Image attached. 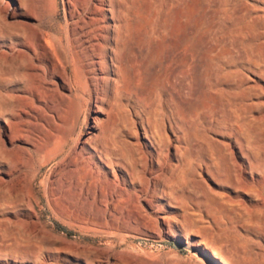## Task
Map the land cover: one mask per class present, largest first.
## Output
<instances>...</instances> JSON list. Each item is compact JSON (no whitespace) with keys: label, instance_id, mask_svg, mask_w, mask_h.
Instances as JSON below:
<instances>
[{"label":"rangeland","instance_id":"obj_1","mask_svg":"<svg viewBox=\"0 0 264 264\" xmlns=\"http://www.w3.org/2000/svg\"><path fill=\"white\" fill-rule=\"evenodd\" d=\"M46 1L44 27L52 34L55 25L64 27L71 22L69 8L67 0ZM54 4L56 16L52 17ZM128 6L137 12V27L154 30L146 40L143 34H135L131 48L136 50L138 41L143 44L149 69L140 86L152 94L134 93L123 83L110 118L98 123L95 136L88 142L98 145L103 139L118 146V153L128 158L133 154L139 160L141 153L133 145L135 127L131 122L152 111L159 118L170 115L172 125L179 128L174 129L180 137L184 163V168L179 167L174 174L175 182L167 180L168 184L172 182L170 195L165 191L170 203H159L154 208L157 215L143 202L150 200V194L144 195L137 205L146 212V227L118 215L116 221L107 220V226L95 223L92 215L99 211L72 189L81 173L60 161L61 150L72 160L85 140L94 116L91 103L86 97H76L74 87L72 92L41 89L39 103L29 96L25 82L19 87L17 80L0 85V264H84L82 254L89 264H264V135L260 132L264 126V105H260L264 94L253 95L241 103L242 107L234 102L230 90L238 72L264 86V80L249 71L261 68L264 56V0H130ZM252 26L262 34L260 40ZM174 51L179 55L175 67L162 69L160 65ZM183 56L189 59L185 67ZM224 75L228 80L221 84L219 78ZM20 89H26L28 95H21ZM6 124L11 143L4 133ZM234 138L248 147L252 161L256 158V163H261L252 177L246 173L234 176V161L226 148ZM204 139L217 140L220 145L225 142V154L219 158L213 155L216 180L205 173L210 163L204 158V148H200L202 152L192 146ZM22 191L31 199L35 218L23 209ZM160 217L169 221V230ZM213 249L219 253L217 259Z\"/></svg>","mask_w":264,"mask_h":264},{"label":"bare ground","instance_id":"obj_2","mask_svg":"<svg viewBox=\"0 0 264 264\" xmlns=\"http://www.w3.org/2000/svg\"><path fill=\"white\" fill-rule=\"evenodd\" d=\"M47 2L48 1L46 0H38L35 3L27 2L26 0H0V85L3 86L9 82H15L17 80L16 86L19 87L25 82L30 90L29 96L32 97L33 101L39 103L41 102V89V92L43 89L56 92L62 89L67 92H72L74 87L76 97H86V101L91 103L94 112L86 138L82 142L78 151L74 152L72 160H70L67 154H65L64 149L60 152L61 163L75 167L76 170L81 173V175L79 177L77 176L78 178H76L72 183V189L77 193L78 197H82V199L88 201L96 211H99L97 214L92 215L94 222H98V225L107 226V220H110L111 222L116 221L119 218H115V215H118L121 219H131V223L133 221L136 225L146 227L147 222L145 221L146 219L143 215L145 210L142 206L137 205V202H139L144 195L149 193L150 200L145 199L143 201L149 210L154 211V208H157L159 203H165L166 201L168 205V203H170V199L168 201V195L165 191H167V193L169 191L170 195V191L172 190V182L168 184V181L173 180V177L175 178L174 174L176 171L179 167L184 165L182 159L183 155L181 153L182 149L179 146V144H181L180 137L176 135V129L178 127H175L176 125H172L170 115H163L164 118H159L158 114H156L155 111H152L144 118L138 114H136L138 115L136 120L133 118L134 122H131L135 127V130L133 131V145L138 147L137 150L140 151L139 154L141 153L139 160H143L142 164H139V160L136 159L133 154L128 158L125 154L124 156L122 153H118L120 149L117 151L115 148L118 146H114L113 143L111 144L106 141L102 142V138H100L102 140L98 145H91L88 141H91V137L95 136L98 123L100 121H108L110 118V114L113 111L118 96L123 91V83H126L129 87L134 89V93L147 95L152 94V92L144 91L140 86L141 78L143 80V75H146L149 69V63L145 61V56L147 57V55L144 54L143 44L138 41L134 44L136 50L131 51V48L133 46L132 38L135 34H143L145 37L143 38L146 40V38L151 35L154 30L149 29V32H147V30H144L145 27L143 29L137 27V24H135L137 12L128 6L130 0H67L69 8L68 18L71 22H66L67 24H65L64 27L59 24L55 25L54 33L51 34L44 27V19L47 15ZM55 10L56 5L54 4L53 10L50 13L52 17L56 16ZM54 22L55 21H53V23ZM143 23L144 22L141 24ZM260 24L262 25V23ZM259 25L258 27L256 26L257 29L260 28ZM262 26L264 27V25ZM252 28H254V26H252ZM256 32V37L259 38L262 34L260 32L258 33V31ZM162 34L160 36H163ZM251 37H253V35H251ZM253 38H255V34ZM260 39L261 38H259V40ZM143 43L146 45L145 41ZM256 50L258 51V49ZM257 53H259V51ZM178 56L177 52H172L171 55L167 57L165 62L160 65L161 68L165 70L168 67H175ZM182 63L184 67L188 65L189 59L187 56H183ZM260 63L261 68L257 70L254 69L255 71H249L259 79L264 80V56L261 58ZM70 72L72 75H70ZM225 75L224 77H222V75L219 78V82L221 84H226L228 80ZM238 76L239 77L236 82L234 81V86H231L230 89L233 90V92H230L233 95L234 102H236L238 106L242 105L243 101L249 100L257 93L264 94V86L259 83V80L250 79L246 76L240 75L239 72ZM234 89L237 91L235 92ZM20 93L21 95H28L26 89H20ZM121 98H123V96ZM143 98H145V96ZM57 101L59 102V100ZM261 104L264 105V102L261 101L260 105ZM151 105L153 104L151 103ZM148 108L149 107H147V109ZM146 111H149V109ZM261 127V131H259L262 132V135H264V126L262 125ZM9 131L10 127L6 124L4 126V133L8 141L11 143L12 140L8 135ZM180 131L182 130L180 129ZM130 133L132 134V132ZM238 134L240 135L239 132ZM100 136L98 135V137ZM109 138L111 139V137ZM125 140H127V138H125ZM204 140L205 141H196L192 144V146L196 145L199 149L204 148L205 157L202 156V158L204 157L208 163H210L206 165L205 173L213 180L214 174L218 173L217 170L215 171V164L212 163L213 160H215V158L213 159V155L217 154L219 158V155L224 152L223 148L226 146L223 145L225 142H222L220 145L215 142L217 140ZM248 140L249 138H247V141ZM226 144L228 145L226 148H228L229 151L227 154H229L234 161V167H232V169L234 168L236 173L233 175L236 176L238 173L240 176V174L246 173L252 177V172L256 170V165L259 166L261 163L257 164L256 158L253 156L252 157L255 159L253 161L251 160L249 157L248 147L243 146L238 139H230ZM143 149L144 151H141ZM125 152H127V150ZM189 155L187 156L189 157ZM221 165L222 167L224 166L223 164ZM188 167L189 166H187V168ZM226 175V179H229L230 175ZM218 179L220 178H217V180ZM214 180L216 179L214 178ZM175 186L173 190H176ZM48 193L52 196V189H50ZM20 200L24 206L23 209L32 218H35L31 209V199L26 191L21 192ZM163 208L161 207L160 209ZM88 217L89 213H87V219ZM159 219L162 220V225H165L166 229L169 230V221H167L164 217H160ZM111 228L115 231L117 230L116 228ZM212 254L216 257V259L218 258L219 253L215 251V249H213ZM82 257L84 264H89L87 262L88 259L84 254H82Z\"/></svg>","mask_w":264,"mask_h":264}]
</instances>
